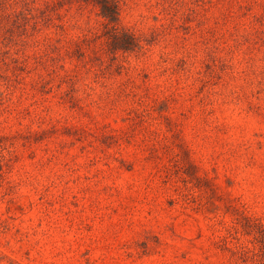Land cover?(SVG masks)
Returning <instances> with one entry per match:
<instances>
[{
    "label": "rangeland",
    "instance_id": "obj_1",
    "mask_svg": "<svg viewBox=\"0 0 264 264\" xmlns=\"http://www.w3.org/2000/svg\"><path fill=\"white\" fill-rule=\"evenodd\" d=\"M0 264H264V0H0Z\"/></svg>",
    "mask_w": 264,
    "mask_h": 264
},
{
    "label": "trees",
    "instance_id": "obj_2",
    "mask_svg": "<svg viewBox=\"0 0 264 264\" xmlns=\"http://www.w3.org/2000/svg\"><path fill=\"white\" fill-rule=\"evenodd\" d=\"M104 2H102L100 5H101V12H102V15L104 16V17H107L108 19H110L111 21H113V20H115L116 19V16H115V12H111V11H106L105 9H106V3H104ZM115 35H117V34H115ZM116 37V36H115ZM114 45H116L115 46V48H120V49H125L126 48V46H124L123 45V43H124V40L122 39V35H121V38H120V36H117L115 39H114Z\"/></svg>",
    "mask_w": 264,
    "mask_h": 264
}]
</instances>
